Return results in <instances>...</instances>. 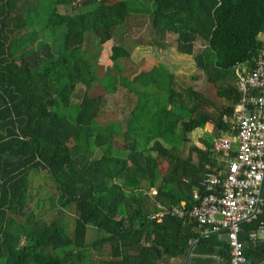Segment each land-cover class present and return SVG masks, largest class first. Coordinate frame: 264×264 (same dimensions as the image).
<instances>
[{
  "label": "trees",
  "instance_id": "16d2710c",
  "mask_svg": "<svg viewBox=\"0 0 264 264\" xmlns=\"http://www.w3.org/2000/svg\"><path fill=\"white\" fill-rule=\"evenodd\" d=\"M150 1L149 32L155 35L150 45L165 49L164 36L174 35L175 51L192 56L208 84L224 86L217 95L226 105L216 107L191 88L178 93L171 75L162 96L150 92L159 89L165 69L145 58L128 79L122 77L118 60L129 52L111 45L110 68L135 100L124 131L118 125L108 131L97 126L103 98L89 91L98 84L103 92H114L115 77L104 69L96 78L88 60L94 58L82 46L86 34L98 46L107 45L114 29L131 17L133 1L52 0L43 26L63 28L54 51L26 32L25 3L19 10L20 0H0V264H89L87 250L99 254L104 247L98 264H158L180 254L191 239L206 242L191 231L194 224L186 216H150L155 205L189 210L192 192L202 191L203 175L219 170L209 133L225 129L220 118L239 100L232 67L258 49L264 0ZM74 4L73 13L56 11ZM198 40L204 44L194 55ZM77 85L83 90L72 103ZM209 105L211 112L205 110ZM197 129L211 137L198 140L201 148L191 145L182 157L187 134ZM114 135L121 137L119 148L111 143ZM31 172L44 173L56 190V205L75 214L70 235L60 222L45 223L25 212ZM262 219L261 213L254 220ZM88 227L96 232L90 243Z\"/></svg>",
  "mask_w": 264,
  "mask_h": 264
},
{
  "label": "rangeland",
  "instance_id": "374dc122",
  "mask_svg": "<svg viewBox=\"0 0 264 264\" xmlns=\"http://www.w3.org/2000/svg\"><path fill=\"white\" fill-rule=\"evenodd\" d=\"M18 6L19 10L29 7L27 16V30L26 32L35 33L52 46L54 51H58L63 39V28L58 27L54 30L44 28L43 24L48 15L52 0H20ZM25 3L23 7L21 4ZM133 5L130 7V16L126 19V23L123 26H118L114 29L112 39L107 45L98 46L96 39L91 34H86L85 43L82 46V52H86L87 55L92 56L88 58L91 61V71L95 74L96 78H99L103 73H108L115 77V91L112 93L103 92L98 84H94L89 95H101L103 98V104L101 106V114L97 119V126L100 129L106 128L111 131L118 125L120 131L125 129V121L129 117V112L134 105L135 95L128 92L126 87L124 88L119 84L118 73L115 69L110 68L111 63L108 60L109 49L111 45H121L125 50L129 52V58L118 60L121 72L119 75L122 77H130L131 72L139 66L141 61L145 58H153L159 64V66L165 69V73L160 74L158 84L159 89L155 87L150 88V92H158L160 96L167 91L168 76H172V88L180 92L181 89L191 88L194 91L201 93L205 98L212 102L216 107L226 105V101L223 97L217 95L220 89L224 86L216 84L211 86L206 82L205 75L198 70L193 63L192 56L180 55L175 51V36L172 34H166L163 38V42L167 45L165 49H160L157 46L150 45L155 38V35L149 32L148 12L151 10L150 0L133 1ZM141 5L142 10L136 13L134 8ZM57 13H73L72 8H77V4H74L68 8L56 7ZM24 30L22 31V33ZM203 42L198 40L194 43L193 54L196 55L203 47ZM144 45V46H143ZM148 45V46H147ZM138 49H137V48ZM142 47V48H141ZM92 54V55H91ZM117 79V80H116ZM221 87V88H219ZM83 87L77 85L74 91L76 97L73 98L72 103L78 102L81 96ZM208 112L212 111V107L209 105L205 108ZM209 130V129H208ZM212 136H215L213 131H210ZM202 132L197 129L190 134H187L188 142L181 146V155L185 157L187 155V149L193 143H196L202 138L209 139L211 135ZM205 135V136H204ZM112 145L115 148H119L121 144L120 136H113ZM149 144V143H148ZM201 147V145H199ZM100 153H95L94 157L97 158ZM123 155V152H119ZM153 155V154H152ZM148 194H150L148 192ZM56 190L49 180V178L42 172H31L28 176L27 186V206L26 213H31L42 222H60L64 227V231L67 235L71 234L73 218L75 214L71 210L66 208H59L56 205ZM96 236L95 230L91 227L86 231V241L91 242ZM87 258L89 264H98L102 255L106 253V247L103 248L102 253H96L92 249L87 250Z\"/></svg>",
  "mask_w": 264,
  "mask_h": 264
},
{
  "label": "built area",
  "instance_id": "2783aa9c",
  "mask_svg": "<svg viewBox=\"0 0 264 264\" xmlns=\"http://www.w3.org/2000/svg\"><path fill=\"white\" fill-rule=\"evenodd\" d=\"M256 40L258 49L250 60L232 67L239 100L230 114L221 116L226 127L211 141V152L223 170L203 175L202 191L192 192L189 210L156 205L150 216H186L202 233L224 232L229 264H247L237 233L241 224L256 218L264 202L259 197L264 176V28Z\"/></svg>",
  "mask_w": 264,
  "mask_h": 264
},
{
  "label": "crops",
  "instance_id": "0c3cea01",
  "mask_svg": "<svg viewBox=\"0 0 264 264\" xmlns=\"http://www.w3.org/2000/svg\"><path fill=\"white\" fill-rule=\"evenodd\" d=\"M140 8L141 5L137 6L136 9L139 10ZM143 58L145 59V57ZM137 67L138 66H136V70ZM202 132L206 133L208 131L202 130ZM193 145L200 147L198 141L196 143H193ZM215 161L216 164L219 165V169L223 170V165L218 162L217 158L215 159ZM149 193V195L152 196L151 192ZM259 197L260 200L264 201V176L262 179V188L260 190ZM173 207L176 206H172L170 208ZM154 208L155 211L151 213V215L156 212V205L154 206ZM259 211L260 212L257 216H260L262 213L263 219L260 220L258 224L255 222V220H251L249 222L241 224L240 229L237 233V240L242 245V252L247 260V264H264V202L262 205H259ZM191 231L196 235L206 238V242L201 244L200 242H197L196 239H191L188 241L187 245L184 247L180 254L169 259H164L158 264H229L228 246L224 232L202 233L201 229L198 228L195 224L191 228ZM251 235H253L252 239L250 237ZM208 236L213 237L211 239L207 238Z\"/></svg>",
  "mask_w": 264,
  "mask_h": 264
},
{
  "label": "water",
  "instance_id": "95a60500",
  "mask_svg": "<svg viewBox=\"0 0 264 264\" xmlns=\"http://www.w3.org/2000/svg\"><path fill=\"white\" fill-rule=\"evenodd\" d=\"M261 188H262V182H261V184H260V190H261Z\"/></svg>",
  "mask_w": 264,
  "mask_h": 264
}]
</instances>
